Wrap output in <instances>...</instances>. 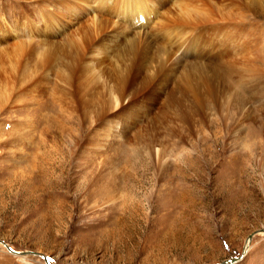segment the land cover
<instances>
[{
    "label": "rangeland",
    "instance_id": "obj_1",
    "mask_svg": "<svg viewBox=\"0 0 264 264\" xmlns=\"http://www.w3.org/2000/svg\"><path fill=\"white\" fill-rule=\"evenodd\" d=\"M148 1L0 0V241L49 264H264V0ZM125 46L150 71L121 108ZM0 264L45 263L0 244Z\"/></svg>",
    "mask_w": 264,
    "mask_h": 264
},
{
    "label": "bare ground",
    "instance_id": "obj_2",
    "mask_svg": "<svg viewBox=\"0 0 264 264\" xmlns=\"http://www.w3.org/2000/svg\"><path fill=\"white\" fill-rule=\"evenodd\" d=\"M71 1V0H70ZM83 1V0H82ZM148 1V0H147ZM73 2H80V0H73ZM149 2V1H148ZM79 4V3H78ZM76 5V4H75ZM80 6V5H79ZM76 7H77V5H76ZM153 7V6H152ZM85 8V7H84ZM138 8V10H139V12L137 13L138 14V19H139V21H137L136 19H134V22L133 23H137V22H141V17H142V15H141V11H142V8L141 7H137ZM80 10H82V9H80ZM85 10V9H84ZM95 12V11H94ZM73 13V12H72ZM75 13V12H74ZM73 13V14H74ZM148 14H150V13H147V14H145V16H147ZM85 16V15H84ZM143 19V18H142ZM78 23V22H77ZM147 24V23H146ZM75 32V31H74ZM87 38V37H86ZM79 39V38H78ZM122 39V38H121ZM140 40V39H139ZM78 41V40H77ZM97 41V40H96ZM71 42V41H70ZM98 42V41H97ZM139 42V41H138ZM75 43H76V41H75ZM78 43V42H77ZM76 43V44H77ZM99 43V42H98ZM142 43V42H141ZM140 44V43H139ZM191 45H192V43H190ZM73 46L75 47V45H74V43L72 42V45H70V46H68V48L70 49V50H66V52H64V51H62V48H61V52H60V56L61 55H63L64 57H67V56H69L72 52H73ZM119 46V45H118ZM127 46V45H126ZM124 47L123 48V52H124V54L125 55H129V60L128 59H126V60H128V62H129V64L128 65H126L125 67L122 65L121 66V68H120V70L118 71L119 73H120V84H122V86H120V88H118V89H115V91H116V93L118 94V96H119V98L118 97H114V102H115V104H117L118 106H121V103H122V94L124 93V91H125V94L127 93V89L125 88V86L126 85H128V84H130V82L132 81V79H133V77H134V74L137 72V73H139V74H141V75H143V74H146L148 71H150V67H148V60L146 59V57H145V54H144V52L143 51H141L140 52V54L138 53V54H135V52L133 53L132 51H130L131 49L130 48H127V47ZM137 46L139 47V45L137 44ZM136 46V47H137ZM11 47H15L16 49L8 56L9 57V66L12 68V69H17L18 67H19V65L21 64V58H25L26 56H28V49H26V47H21L20 45H18L17 44V42L16 43H12L11 44ZM135 47V46H134ZM137 47V48H138ZM141 48H142V46H140ZM79 47H76V49H78ZM104 48V47H103ZM140 48V49H141ZM0 49H2V48H0ZM189 49V48H188ZM190 49H191V47H190ZM79 50V49H78ZM113 52L114 50L113 49H109V52H110V54L112 53L111 51ZM143 50V49H142ZM94 51V50H93ZM6 52V51H5ZM63 52V53H62ZM94 53V52H93ZM105 53H106V51H105ZM114 53V52H113ZM40 55H39V58H38V64L40 65V66H46V64L51 60V53L49 52V51H47V50H45V51H42V52H40L39 53ZM97 54V53H96ZM109 53L107 54V56L108 55H110ZM112 55V54H111ZM91 57V56H90ZM109 57V56H108ZM94 59H95V57H94ZM96 60V59H95ZM36 61V60H35ZM126 62V61H125ZM63 66V65H62ZM65 70H66V75H67V82H66V84L67 85H69V87L71 88V90H72V92H69V94H70V96H74L76 99H77V102H83V99H85L87 102L88 101H90L92 98H93V96H94V93L93 92H91V90L93 89H91L90 87V84H89V82H88V80H85V81H82L81 83H78V84H76V80H74V74H75V67L73 66V65H70V66H67L66 68H65ZM151 73V75H150V77H146V79H145V81L147 82V86L146 87H142V88H146L145 90H147L148 88H151V87H153V85H155V72H150ZM144 81V82H145ZM143 82V83H144ZM145 82V83H146ZM123 85H124V89H123ZM143 85H145V84H143ZM142 85V86H143ZM184 89H185V86L183 87ZM180 89H182V87L180 88ZM187 90V89H186ZM182 91H184V90H182ZM188 91V90H187ZM187 91H186V94H187ZM203 92V91H202ZM185 94V93H184ZM208 95H209V93H207ZM125 96H127V95H125ZM190 97V96H189ZM147 98V97H146ZM193 98H194V103H195V101L197 100H199L200 99V97H199V95L198 96H193ZM213 98V97H212ZM84 100V101H85ZM193 100V99H192ZM138 101V100H137ZM196 101V102H197ZM73 102V101H72ZM86 102V103H87ZM172 102V101H171ZM169 103V102H168ZM167 103V104H168ZM173 103V102H172ZM198 103V102H197ZM197 103H195V104H197ZM91 104V103H90ZM166 104V105H167ZM171 103H169V105H170ZM198 104H200V103H198ZM174 105H176V103H174L173 105H172V108L173 107H177V106H174ZM127 106V105H126ZM168 107V106H167ZM121 108H123V106H121ZM170 108H171V106H170ZM179 108V107H178ZM172 110H174V109H172ZM121 111V110H120ZM143 111V110H142ZM137 112V111H136ZM132 113V112H131ZM179 113V112H178ZM133 114V113H132ZM141 115V114H140ZM143 115V114H142ZM165 116V115H164ZM178 116V115H177ZM176 116V117H177ZM137 117V116H136ZM140 117V116H139ZM142 117V116H141ZM138 118V117H137ZM181 119V118H180ZM185 119V118H184ZM187 119V118H186ZM125 123V122H124ZM147 134V133H146ZM264 233V232H263ZM249 242H250V240H246V243H245V247H246V249H247V247H248V244H249ZM20 257H24V256H20Z\"/></svg>",
    "mask_w": 264,
    "mask_h": 264
},
{
    "label": "water",
    "instance_id": "obj_3",
    "mask_svg": "<svg viewBox=\"0 0 264 264\" xmlns=\"http://www.w3.org/2000/svg\"><path fill=\"white\" fill-rule=\"evenodd\" d=\"M260 233L261 232H264V231H259ZM258 233V232H256ZM253 235L249 236L248 237V240H250L252 238ZM0 244L4 245L5 248L7 249V251L12 254L13 256H27V255H36V256H41V258L43 259L44 263L45 264H49V261L48 259L44 256V255H41V254H37V253H23V252H16L14 250H12L11 248H9V246H7V244H5L3 241H0ZM242 257V256H241ZM241 258H231V259H228L224 262H222L221 264H234L236 262H238Z\"/></svg>",
    "mask_w": 264,
    "mask_h": 264
}]
</instances>
